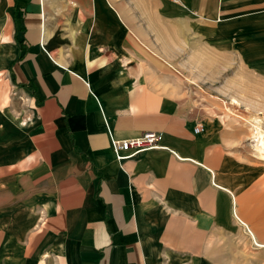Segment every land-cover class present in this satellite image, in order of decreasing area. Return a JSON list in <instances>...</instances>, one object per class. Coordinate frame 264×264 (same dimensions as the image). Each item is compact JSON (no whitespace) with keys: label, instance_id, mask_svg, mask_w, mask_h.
<instances>
[{"label":"crops","instance_id":"crops-1","mask_svg":"<svg viewBox=\"0 0 264 264\" xmlns=\"http://www.w3.org/2000/svg\"><path fill=\"white\" fill-rule=\"evenodd\" d=\"M182 2L0 0V59L31 104L0 117V254H17L0 264H203L202 233L172 228L236 218L217 132L173 96L189 11L213 12ZM147 132L165 148L117 159L112 140Z\"/></svg>","mask_w":264,"mask_h":264},{"label":"rangeland","instance_id":"rangeland-1","mask_svg":"<svg viewBox=\"0 0 264 264\" xmlns=\"http://www.w3.org/2000/svg\"><path fill=\"white\" fill-rule=\"evenodd\" d=\"M241 1L201 0L203 8L212 5L210 15L191 8L187 24L202 27L187 29L176 64L182 87L172 90L182 110L217 132L223 179L232 180L239 192L237 216L242 222L235 213L227 218L224 210L219 215L227 219L179 222L172 228L186 229L187 242L189 230L202 233L203 264H264V158L253 137L255 120L264 131V0H249L247 6ZM171 2L183 5L182 0ZM15 87L0 59V117L26 121L29 96ZM214 183L219 184L216 179ZM27 220L11 223L32 229L33 221ZM10 246L12 252L0 254L1 259L17 255Z\"/></svg>","mask_w":264,"mask_h":264},{"label":"built area","instance_id":"built-area-1","mask_svg":"<svg viewBox=\"0 0 264 264\" xmlns=\"http://www.w3.org/2000/svg\"><path fill=\"white\" fill-rule=\"evenodd\" d=\"M181 3V0H174ZM201 128H196V132H201ZM162 134L147 132L143 135L128 140H112V148L119 161L132 158L142 152L165 148L161 146Z\"/></svg>","mask_w":264,"mask_h":264},{"label":"bare ground","instance_id":"bare-ground-1","mask_svg":"<svg viewBox=\"0 0 264 264\" xmlns=\"http://www.w3.org/2000/svg\"><path fill=\"white\" fill-rule=\"evenodd\" d=\"M236 103H238V101L234 100V104H236ZM255 121H257V123ZM255 121L254 122L256 124H255V129L253 130V137H254L255 142H256V150L260 153V156L264 158V131L262 130L261 125H259L260 123H258L259 119L255 120ZM217 185H218V187H221V185H219V184H217ZM238 220L241 221V219L239 217H238ZM243 224L245 225V223H243ZM262 248H264V245H262Z\"/></svg>","mask_w":264,"mask_h":264}]
</instances>
